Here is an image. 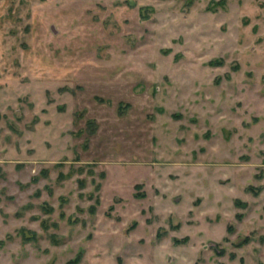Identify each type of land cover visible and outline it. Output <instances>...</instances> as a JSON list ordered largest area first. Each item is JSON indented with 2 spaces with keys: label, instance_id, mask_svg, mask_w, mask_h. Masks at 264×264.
Returning <instances> with one entry per match:
<instances>
[{
  "label": "rangeland",
  "instance_id": "obj_1",
  "mask_svg": "<svg viewBox=\"0 0 264 264\" xmlns=\"http://www.w3.org/2000/svg\"><path fill=\"white\" fill-rule=\"evenodd\" d=\"M0 264H264V0H0Z\"/></svg>",
  "mask_w": 264,
  "mask_h": 264
},
{
  "label": "trees",
  "instance_id": "obj_2",
  "mask_svg": "<svg viewBox=\"0 0 264 264\" xmlns=\"http://www.w3.org/2000/svg\"><path fill=\"white\" fill-rule=\"evenodd\" d=\"M243 202H244V201H242V204H244Z\"/></svg>",
  "mask_w": 264,
  "mask_h": 264
}]
</instances>
